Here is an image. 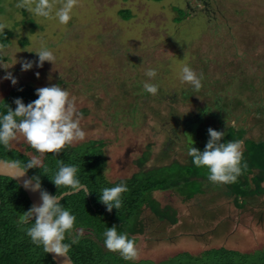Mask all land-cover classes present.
<instances>
[{
    "label": "rangeland",
    "instance_id": "obj_1",
    "mask_svg": "<svg viewBox=\"0 0 264 264\" xmlns=\"http://www.w3.org/2000/svg\"><path fill=\"white\" fill-rule=\"evenodd\" d=\"M36 2L24 0L26 7H18L17 0H0V26H6L3 34L10 32L7 44L0 38L6 57L0 60V100L19 84L67 88L85 132L70 145L103 141L108 179L131 176L148 147L147 165L185 162L181 121L194 117L197 107H203L202 123L187 133L193 147L205 141L204 127L243 128V150L246 138L264 141V0H73L67 24L55 16L66 0H49L48 18L30 10ZM41 46L55 60L37 67L35 50ZM28 60L33 66L22 70ZM185 64L203 74L198 91L179 79ZM149 68L156 69L154 77L146 75ZM144 82L157 85L156 94L145 91ZM177 121L182 140L166 149L165 130ZM10 145L41 160L22 134ZM225 190L224 184H208L185 200L173 190L154 191L160 205L175 209L177 222L144 209L143 232L134 235L135 261L157 263L220 245L242 252L264 249V193L239 207Z\"/></svg>",
    "mask_w": 264,
    "mask_h": 264
},
{
    "label": "trees",
    "instance_id": "obj_2",
    "mask_svg": "<svg viewBox=\"0 0 264 264\" xmlns=\"http://www.w3.org/2000/svg\"><path fill=\"white\" fill-rule=\"evenodd\" d=\"M9 37L10 32L7 31L0 38L7 44L10 41ZM25 41L23 38L22 42ZM5 58L0 54V60ZM36 89L25 84L12 88L0 100V113L6 112L8 106L15 109L16 98H21L25 104L35 100ZM200 116L197 125L203 120ZM218 121L222 122L220 119ZM168 128L166 130H170V126ZM208 128H203L205 140L203 144L199 146V140L196 142L197 149L201 151L209 138ZM244 132L243 128L230 125L221 139L225 142L240 141ZM97 141L86 140L79 143L80 145L69 144L58 153H42L41 161L46 168L32 167L26 170L31 177H39L41 190L55 195L69 190L65 186H56L51 179L60 164L77 166V176L87 186L89 192L87 195L83 191L73 192L60 200L62 206L76 217L71 233H66L64 240V243L70 246L67 253L74 264H264V249L242 252L223 245L206 248L197 254L182 251L157 263L148 259L124 260L118 252L106 249L102 234L106 227L113 225L118 232H126L136 242L137 238L134 235L142 233L144 229L141 216L146 208L161 221L171 224L177 222L175 209L168 205H160L153 197L154 191L173 190L185 200L203 192L202 187L205 185L219 186V183L209 181L207 168L196 167L189 155L185 162L173 159L167 164L147 165L150 158L149 147L136 161L139 168L137 171L127 178L110 180L105 175L107 166L103 152L105 144L103 141L98 143ZM28 148L32 149L33 154H39L31 146ZM29 158L31 155L27 152H22L11 145L9 148L0 145V159L14 161L23 168ZM243 161H246L247 167L242 170L236 182L224 184L226 193L239 207L244 206L253 195L264 193V141L246 138ZM121 181L127 185V191L121 194V207L119 209L113 207L108 211L99 199L100 191ZM31 206L26 192L18 182L11 177L0 176V264H56L50 253L46 252L42 245L33 243L26 234L25 229L34 223L35 218H30L27 224L20 223Z\"/></svg>",
    "mask_w": 264,
    "mask_h": 264
},
{
    "label": "clouds",
    "instance_id": "obj_3",
    "mask_svg": "<svg viewBox=\"0 0 264 264\" xmlns=\"http://www.w3.org/2000/svg\"><path fill=\"white\" fill-rule=\"evenodd\" d=\"M17 6L26 7L24 0H17ZM72 7L73 0H66L55 10V16L61 24H67L71 19ZM30 10L38 16L48 18L53 13V5L49 0H37ZM4 27L6 26H0V35H3ZM35 52L38 53L37 67L42 66L44 61L55 60L53 52L47 47L41 46ZM32 66L31 60L21 64L22 70L30 69ZM36 75L39 76V73L37 72ZM146 75L154 77L156 69H147ZM6 78H10L13 84L16 83V78L11 73H6ZM179 79L181 82L190 84L195 92L202 87L203 74L198 75L192 67L185 64L181 68ZM143 88L150 94H156L158 90L157 85L148 82L143 83ZM35 91L37 93L35 100L25 104L21 98H16L15 109L8 106L6 112L0 113V145L9 148L18 134H22L38 153H58L74 140L84 138L85 132L79 123L82 113L75 107L67 88L52 84L39 87ZM207 131L209 138L202 151L192 146L194 140L190 134L186 133L185 147L187 154L192 157V163L198 168H207L208 180L213 183L236 182L242 170L247 167L246 161H243L241 143L233 140L223 141L221 138L224 132L212 127H209ZM32 167L46 168V165H43L37 157H31L16 177L24 176L26 170ZM77 171V166L74 164H60L51 179L56 186H65L69 191L55 195L41 190L38 176L23 181L26 188L33 191L41 190V203L33 204L25 212L20 223L27 224L30 218L35 217L34 223L25 231L31 241L42 245L46 252L64 254L70 247L64 243L65 234L71 233L76 217L62 206L60 200L71 192L83 191L85 195L88 194L89 190L77 176ZM126 191L127 185L121 181L112 187L101 189L99 199L108 211H111L113 207L119 209L122 204L121 194ZM102 235L103 245L109 251L118 252L124 260H135L138 257L135 240L126 232H118L115 225L106 227Z\"/></svg>",
    "mask_w": 264,
    "mask_h": 264
},
{
    "label": "water",
    "instance_id": "obj_4",
    "mask_svg": "<svg viewBox=\"0 0 264 264\" xmlns=\"http://www.w3.org/2000/svg\"><path fill=\"white\" fill-rule=\"evenodd\" d=\"M21 170H22V167L14 163V161H7L4 159H0V176H8V177L13 178L16 182H18V184L26 192L32 205L40 204L41 203V196H40L41 190L33 191L30 188H26L23 184L24 179L31 178L29 173L26 171L24 176L16 177ZM68 191H65V192H68ZM32 218H35V217H32ZM49 253L56 264H74L67 252L64 254H55L52 252H49Z\"/></svg>",
    "mask_w": 264,
    "mask_h": 264
},
{
    "label": "flooded vegetation",
    "instance_id": "obj_5",
    "mask_svg": "<svg viewBox=\"0 0 264 264\" xmlns=\"http://www.w3.org/2000/svg\"><path fill=\"white\" fill-rule=\"evenodd\" d=\"M197 108H198V111L195 113L194 117H185L181 121L180 128H181V131H182V133L184 135L183 137H184L185 141L187 140V134L186 133L193 134L196 131L195 128H198V127L195 126V124H196V122H198L197 119L200 116V114L202 115L201 110L203 109V107H197ZM179 122L180 121H177L174 124L176 126L170 127V130H165V133L169 132V133L166 134V136H167L166 141L168 143V145L166 146V149H167V147H169V144H170V142L172 140L174 142L182 140V138H180V134L178 132L180 130V128L178 127ZM200 122L202 123V121H200ZM200 122L198 123L199 125H200Z\"/></svg>",
    "mask_w": 264,
    "mask_h": 264
}]
</instances>
